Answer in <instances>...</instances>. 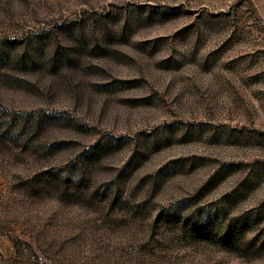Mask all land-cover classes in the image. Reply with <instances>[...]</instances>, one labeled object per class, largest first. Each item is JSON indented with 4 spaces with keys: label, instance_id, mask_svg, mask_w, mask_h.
<instances>
[{
    "label": "rangeland",
    "instance_id": "1",
    "mask_svg": "<svg viewBox=\"0 0 264 264\" xmlns=\"http://www.w3.org/2000/svg\"><path fill=\"white\" fill-rule=\"evenodd\" d=\"M0 264H264V0H0Z\"/></svg>",
    "mask_w": 264,
    "mask_h": 264
}]
</instances>
